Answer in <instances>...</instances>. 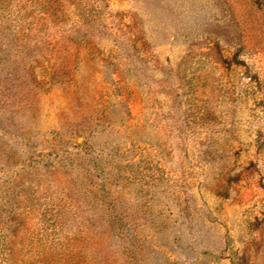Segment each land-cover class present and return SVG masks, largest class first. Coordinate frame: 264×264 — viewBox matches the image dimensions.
<instances>
[{
	"label": "rangeland",
	"instance_id": "374dc122",
	"mask_svg": "<svg viewBox=\"0 0 264 264\" xmlns=\"http://www.w3.org/2000/svg\"><path fill=\"white\" fill-rule=\"evenodd\" d=\"M103 2L0 39L1 263L264 264V0Z\"/></svg>",
	"mask_w": 264,
	"mask_h": 264
},
{
	"label": "trees",
	"instance_id": "16d2710c",
	"mask_svg": "<svg viewBox=\"0 0 264 264\" xmlns=\"http://www.w3.org/2000/svg\"><path fill=\"white\" fill-rule=\"evenodd\" d=\"M70 1L71 0H0V39L8 37V34H5V29L6 27H9V36L13 40H20L24 43L28 42V45H30L31 42L33 44L41 43L43 41L45 42L50 36L48 30L50 28L57 29L62 21H65L70 15L81 19L87 27H91L93 26L95 19L99 18V16L105 12L107 7L103 2L104 0H76L75 3ZM95 1L99 2L95 3ZM65 4H68V6ZM74 4L78 7L76 10L77 12L69 9V7L74 6ZM39 30L44 31L42 35L38 34L40 33ZM45 44H47L46 47H44L47 52V58H50L52 49L49 48L48 41L45 42ZM32 49L34 48L32 47ZM49 212L50 217L45 218L46 215H44V218L41 221L46 227L44 226L43 231L41 229L38 233H40V231H42V234L48 232V227L50 226V232L47 234L49 235L50 240L47 238L46 241L54 242L55 235L60 230L62 220L60 218L59 208H54V210L50 209ZM13 220V217L8 218L7 221L0 218V264H2L1 262H6L9 259H12L13 256L22 249L25 250V253L27 252L26 247H22L23 243L18 242L16 246L12 243V239L4 238V234L1 231L2 225L6 222H12ZM13 226H15L14 223ZM13 232L16 234V230ZM42 234H38L37 236L39 241L43 240ZM14 237H16V235H14ZM49 249L51 250H49L47 254L39 257V264H54L59 260L62 262L61 258L63 253L61 254V252L53 250L50 247ZM27 260L28 259L25 258H18L15 261H10V263L8 262L6 264H17V262H19L18 264H28Z\"/></svg>",
	"mask_w": 264,
	"mask_h": 264
}]
</instances>
